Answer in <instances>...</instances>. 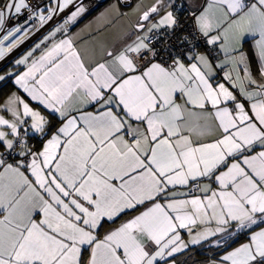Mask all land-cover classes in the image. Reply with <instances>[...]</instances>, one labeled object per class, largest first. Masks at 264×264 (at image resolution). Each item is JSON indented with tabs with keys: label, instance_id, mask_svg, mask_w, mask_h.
<instances>
[{
	"label": "snow or ice",
	"instance_id": "6c2138e0",
	"mask_svg": "<svg viewBox=\"0 0 264 264\" xmlns=\"http://www.w3.org/2000/svg\"><path fill=\"white\" fill-rule=\"evenodd\" d=\"M99 6L0 0V264H264V0Z\"/></svg>",
	"mask_w": 264,
	"mask_h": 264
},
{
	"label": "crops",
	"instance_id": "0c3cea01",
	"mask_svg": "<svg viewBox=\"0 0 264 264\" xmlns=\"http://www.w3.org/2000/svg\"><path fill=\"white\" fill-rule=\"evenodd\" d=\"M112 0H108L104 5H102L97 11H95L91 16H89L88 18L84 19L82 22H80L79 24L77 25H74L71 27V31L72 32H79L81 29H84V32L82 33V40H81V43H80V46L83 49H88L89 52H91V49L93 47V43L96 42V41H100V40H107V41H111L115 38L116 34H117V28L116 27H109V28H105L103 29V31L101 32H97V33H94L93 36H89L88 35V32H89V29L88 28H85V25H88L89 22H92L91 24V27H92V30H95L96 28H99L102 26L103 24V21H97L95 20L94 18L96 16H98V14L103 11L104 7L107 6V4L111 3ZM136 2V0H132V3L134 4ZM145 3H150V0H145ZM128 9H125V11H127ZM31 46V45H30ZM27 49V48H26ZM25 49V50H26ZM24 51V50H23ZM22 51V52H23ZM20 54V53H19ZM18 54V55H19ZM96 55L98 56L99 55V48L97 47L96 49ZM252 55L253 57H255L256 53L255 51L253 50L252 51ZM256 63L258 64V60L256 61ZM27 98V97H26ZM2 102V101H1ZM33 103V106H37L35 102H32ZM10 115V114H9ZM143 209L140 208L138 209V211H142ZM135 213H133L132 215H134ZM128 218V217H127ZM125 218V219H127ZM124 219V220H125ZM123 222V221H121ZM121 222L115 224V225H112L110 227H108L107 229L109 228H113V227H116L118 226ZM106 229V230H107ZM105 230V231H106ZM199 247V246H197Z\"/></svg>",
	"mask_w": 264,
	"mask_h": 264
},
{
	"label": "trees",
	"instance_id": "16d2710c",
	"mask_svg": "<svg viewBox=\"0 0 264 264\" xmlns=\"http://www.w3.org/2000/svg\"><path fill=\"white\" fill-rule=\"evenodd\" d=\"M105 3L101 4L99 7L94 8L93 10L89 11L87 14H85L83 16V18L79 19L75 25L79 24L84 19L91 16L95 11H97ZM33 143H35L38 148L40 147L39 141H33ZM132 214L133 213H129V215H132ZM125 218H127V216H121L119 219H117L115 221V223L105 224L104 230H106L108 227H110L112 225H115V224L123 221ZM216 255H217V249L216 248H212V247H209L207 245H204L203 247L199 246V247L194 248L193 251L189 254V257L187 259V264H195L196 262H205L211 258H215ZM181 259H184V257H182Z\"/></svg>",
	"mask_w": 264,
	"mask_h": 264
},
{
	"label": "built area",
	"instance_id": "2783aa9c",
	"mask_svg": "<svg viewBox=\"0 0 264 264\" xmlns=\"http://www.w3.org/2000/svg\"><path fill=\"white\" fill-rule=\"evenodd\" d=\"M107 1L108 0H84L85 3L90 4V5H94L97 3H99V5H101ZM35 41H36V37H33L32 40H29L21 49H19L17 52H14L13 55H18L20 52H22L26 48L30 47V45H32ZM207 246L215 248L212 245H207ZM195 264H205V262H196Z\"/></svg>",
	"mask_w": 264,
	"mask_h": 264
}]
</instances>
